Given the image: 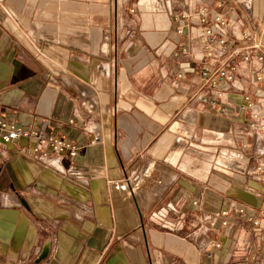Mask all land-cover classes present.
<instances>
[{
	"label": "crops",
	"instance_id": "0c3cea01",
	"mask_svg": "<svg viewBox=\"0 0 264 264\" xmlns=\"http://www.w3.org/2000/svg\"><path fill=\"white\" fill-rule=\"evenodd\" d=\"M249 1L0 0V119L77 148L0 144V264H264V132L239 110L264 108L255 64L216 106L199 75L264 45ZM202 12L228 20L213 58Z\"/></svg>",
	"mask_w": 264,
	"mask_h": 264
},
{
	"label": "built area",
	"instance_id": "2783aa9c",
	"mask_svg": "<svg viewBox=\"0 0 264 264\" xmlns=\"http://www.w3.org/2000/svg\"><path fill=\"white\" fill-rule=\"evenodd\" d=\"M243 3L246 7L250 6L249 0H243ZM189 17L190 15L187 14L178 15L175 17L174 21L179 24L182 21L187 20ZM198 23L201 29L202 39L205 42L204 49L206 55L208 58H213L220 53L221 48H224L227 45V37L225 33L226 28H228V20L225 16L211 18L208 13L202 12ZM177 33L183 35L184 27L180 26L177 29ZM189 51V48L186 46L181 48V54L187 55L189 54ZM219 57H221V55ZM238 58H241V61L244 63L255 64V79L258 84L262 85V90L264 91V45H254L244 51L234 50L227 59H220V61H217L216 66L211 64L210 66L212 68H204L199 73L203 85L206 88L217 91L216 99L210 102L212 106H216L219 103L218 100H221L224 97L225 91L222 90V85L224 83H229L232 87L237 88L238 81L235 74L236 71H238ZM179 77L182 76L180 75ZM202 99L207 101L206 98ZM256 106L257 104L253 98L250 95L244 94L243 101L239 105V110L247 115L248 124L251 130L264 132V124L260 123L264 119V108L262 107L258 109ZM21 139L35 140L40 147L49 144L55 152L62 153L67 150L71 156L77 155V148L71 146L64 140L50 137L36 128H26L22 125L0 119V144L11 145ZM35 151H38V148H36ZM255 174L259 176L260 181L264 183V167L262 165L256 167ZM153 216L159 221H164L167 214L158 212L153 214ZM182 222H184V220ZM164 223L165 227H174L172 224H167V222ZM178 225L180 224H176V226ZM181 227L183 228V226ZM212 247L218 249L220 248V244L213 243Z\"/></svg>",
	"mask_w": 264,
	"mask_h": 264
},
{
	"label": "rangeland",
	"instance_id": "374dc122",
	"mask_svg": "<svg viewBox=\"0 0 264 264\" xmlns=\"http://www.w3.org/2000/svg\"><path fill=\"white\" fill-rule=\"evenodd\" d=\"M202 166H203V171H204V170H209V168H210V165H209V163H207V162H206L205 164H203ZM140 188H142V187H140ZM137 194H138V193H137ZM150 199H151V198H150ZM154 199H155V198H154ZM139 201H140V199H139ZM139 201H138V202H139ZM139 203H141V202H139Z\"/></svg>",
	"mask_w": 264,
	"mask_h": 264
},
{
	"label": "bare ground",
	"instance_id": "6f19581e",
	"mask_svg": "<svg viewBox=\"0 0 264 264\" xmlns=\"http://www.w3.org/2000/svg\"><path fill=\"white\" fill-rule=\"evenodd\" d=\"M139 201V200H138ZM140 202V201H139ZM141 205V204H140Z\"/></svg>",
	"mask_w": 264,
	"mask_h": 264
}]
</instances>
